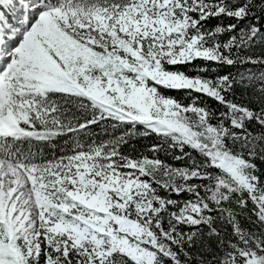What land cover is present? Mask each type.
Listing matches in <instances>:
<instances>
[{
    "label": "snow or ice",
    "instance_id": "6c2138e0",
    "mask_svg": "<svg viewBox=\"0 0 264 264\" xmlns=\"http://www.w3.org/2000/svg\"><path fill=\"white\" fill-rule=\"evenodd\" d=\"M0 264H264V0H0Z\"/></svg>",
    "mask_w": 264,
    "mask_h": 264
},
{
    "label": "trees",
    "instance_id": "16d2710c",
    "mask_svg": "<svg viewBox=\"0 0 264 264\" xmlns=\"http://www.w3.org/2000/svg\"><path fill=\"white\" fill-rule=\"evenodd\" d=\"M215 23H217L216 21H213L212 24L214 25ZM225 23H227V21H225ZM230 70V69H229ZM171 95H177V96H180V97H183V93H170ZM209 104H211L213 107H215V103L213 101H208ZM94 132L96 133H100V129L98 127L94 128L93 129ZM105 139H107V137H104ZM157 142L156 141V137L155 136H151V137H147V138H137V139H134L132 141H130V144L129 146H126L123 150L125 152H128L130 150V147L131 145H135L137 151L139 152H143L147 155H151V153L147 152V149L148 147H150L153 143ZM57 155L59 154V152L56 153ZM45 155L46 156H50L51 155V150L50 149H47L45 148ZM161 158H165L164 154L161 153ZM166 159L168 160L169 163H172L176 166H179L181 162L179 161H175L172 159L171 156H167Z\"/></svg>",
    "mask_w": 264,
    "mask_h": 264
}]
</instances>
